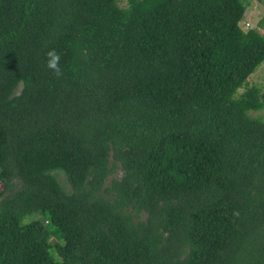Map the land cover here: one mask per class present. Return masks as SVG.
I'll return each mask as SVG.
<instances>
[{
  "label": "trees",
  "instance_id": "1",
  "mask_svg": "<svg viewBox=\"0 0 264 264\" xmlns=\"http://www.w3.org/2000/svg\"><path fill=\"white\" fill-rule=\"evenodd\" d=\"M118 1L0 0V264H264L248 0Z\"/></svg>",
  "mask_w": 264,
  "mask_h": 264
},
{
  "label": "rangeland",
  "instance_id": "2",
  "mask_svg": "<svg viewBox=\"0 0 264 264\" xmlns=\"http://www.w3.org/2000/svg\"><path fill=\"white\" fill-rule=\"evenodd\" d=\"M120 5L124 6L126 4V0H119L118 1ZM240 26L243 29H247L251 26H258L259 30L262 34H264V0H248L247 1V7L245 9L243 17L239 21ZM256 85L258 86L262 91H264V60H262L255 69L248 75L244 83L237 88L236 94H239L242 92L245 88ZM253 115L258 114H264V108L260 110L251 111ZM250 112V113H251ZM120 171L117 173H111L106 178V183L110 180V178L113 175H120ZM57 176L62 184H66L65 177L63 173L59 172L57 173ZM16 184L12 186L8 191H12L15 189V187L19 184V181L17 179L14 180ZM1 185V184H0ZM43 232H46V230H42ZM51 240H55V237L51 235L49 237Z\"/></svg>",
  "mask_w": 264,
  "mask_h": 264
},
{
  "label": "clouds",
  "instance_id": "3",
  "mask_svg": "<svg viewBox=\"0 0 264 264\" xmlns=\"http://www.w3.org/2000/svg\"><path fill=\"white\" fill-rule=\"evenodd\" d=\"M48 60L46 66L53 70L57 76L62 74V70L59 66V61L61 59L60 55L55 50H50L47 54Z\"/></svg>",
  "mask_w": 264,
  "mask_h": 264
}]
</instances>
